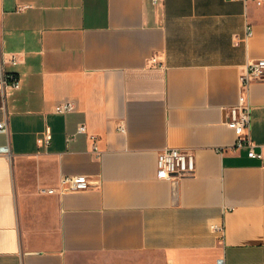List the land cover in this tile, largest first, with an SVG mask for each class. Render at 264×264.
<instances>
[{
	"label": "crops",
	"instance_id": "1",
	"mask_svg": "<svg viewBox=\"0 0 264 264\" xmlns=\"http://www.w3.org/2000/svg\"><path fill=\"white\" fill-rule=\"evenodd\" d=\"M263 57L264 0H0V59L20 83L0 79V264H264V81L247 95L263 157L227 123ZM167 147L193 150L194 173L159 179ZM63 174L91 187L63 191Z\"/></svg>",
	"mask_w": 264,
	"mask_h": 264
},
{
	"label": "built area",
	"instance_id": "2",
	"mask_svg": "<svg viewBox=\"0 0 264 264\" xmlns=\"http://www.w3.org/2000/svg\"><path fill=\"white\" fill-rule=\"evenodd\" d=\"M158 0H153L156 3ZM246 1V0H245ZM260 1V0H255ZM248 34H251L250 26L247 27ZM11 63H17V58L13 57ZM0 79L4 86L18 88L19 80L12 74L5 72L3 62L0 59ZM264 81V57L251 60L245 69L240 73L239 86L240 96L237 105L231 106L228 110L227 123L236 132L235 148H246L250 157H263L262 152H257L255 143L250 135L251 106L248 100V89L252 81ZM75 105L72 101H64L54 106V111L67 113L74 110ZM78 132H85V124H79ZM0 132H8L5 120L0 121ZM52 135L49 127H46L42 142L48 144ZM93 140V150H98L96 136H91ZM6 154L10 155V148L6 147ZM196 168V159L193 150L177 147H167L158 151L157 154V177L159 179H173L191 175ZM63 191L85 190L91 187V182L87 175L83 174H63L59 179ZM42 193H54V187L40 188ZM211 228L218 232H223L222 224H212ZM209 264H228L224 257H218Z\"/></svg>",
	"mask_w": 264,
	"mask_h": 264
},
{
	"label": "rangeland",
	"instance_id": "3",
	"mask_svg": "<svg viewBox=\"0 0 264 264\" xmlns=\"http://www.w3.org/2000/svg\"><path fill=\"white\" fill-rule=\"evenodd\" d=\"M150 253L89 254L75 256L71 264H153Z\"/></svg>",
	"mask_w": 264,
	"mask_h": 264
}]
</instances>
